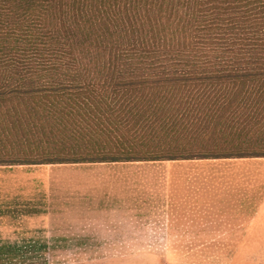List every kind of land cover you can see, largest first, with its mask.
<instances>
[{"label":"trees","instance_id":"1","mask_svg":"<svg viewBox=\"0 0 264 264\" xmlns=\"http://www.w3.org/2000/svg\"><path fill=\"white\" fill-rule=\"evenodd\" d=\"M237 159H264V0H0V167Z\"/></svg>","mask_w":264,"mask_h":264},{"label":"rangeland","instance_id":"2","mask_svg":"<svg viewBox=\"0 0 264 264\" xmlns=\"http://www.w3.org/2000/svg\"><path fill=\"white\" fill-rule=\"evenodd\" d=\"M210 168L0 167V243L44 244L48 264H264V250L232 247L257 234L242 231L248 219L230 203L221 211L209 202ZM249 183L258 191L253 177Z\"/></svg>","mask_w":264,"mask_h":264},{"label":"crops","instance_id":"3","mask_svg":"<svg viewBox=\"0 0 264 264\" xmlns=\"http://www.w3.org/2000/svg\"><path fill=\"white\" fill-rule=\"evenodd\" d=\"M264 160L237 159V160H209L191 161L188 163H209L212 170L213 189L209 202L216 203V208L225 211V205H231V213L236 217L247 218L248 228L243 232L256 233L254 240L238 241L232 247L242 249L264 250ZM185 162V161H181ZM175 163V162H173ZM178 163V162H177ZM215 166V168L213 167ZM210 168V169H211ZM236 168V169H235ZM246 168V169H245ZM254 178L256 189H250L249 178ZM260 186V190H259ZM257 197V199H255ZM196 201V198L195 200ZM220 205V206H219ZM254 210L251 213V209ZM244 220V219H243ZM260 261L264 263V256ZM243 261V260H242ZM246 264V262H241Z\"/></svg>","mask_w":264,"mask_h":264}]
</instances>
